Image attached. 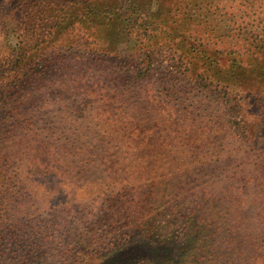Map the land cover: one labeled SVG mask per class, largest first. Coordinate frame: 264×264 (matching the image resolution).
<instances>
[{"label":"rangeland","instance_id":"374dc122","mask_svg":"<svg viewBox=\"0 0 264 264\" xmlns=\"http://www.w3.org/2000/svg\"><path fill=\"white\" fill-rule=\"evenodd\" d=\"M57 1L0 0V214L19 224L2 236V254L47 264L48 241L63 229L83 246L89 237L107 245L136 224L150 239L174 235L176 256L193 238L219 263L264 264L263 150L229 126L212 81L233 82L230 66L239 70L241 62L223 53L215 67L184 34L198 27L195 19L228 41L240 27L264 29V14L254 12L264 0L254 10L245 0L191 8L170 0ZM157 8L175 9L181 25L157 33L174 37L156 53L151 75L136 78L142 52L134 50L132 10L143 16ZM57 16L65 22L52 27ZM24 41L38 46L23 50ZM230 48L243 51L246 71L263 76L264 45L257 54L234 37Z\"/></svg>","mask_w":264,"mask_h":264},{"label":"trees","instance_id":"16d2710c","mask_svg":"<svg viewBox=\"0 0 264 264\" xmlns=\"http://www.w3.org/2000/svg\"><path fill=\"white\" fill-rule=\"evenodd\" d=\"M50 1L52 5H55L53 2H61L57 0ZM170 1L172 5L177 4L178 6L181 3L184 4V6L191 8L193 4L196 6L197 1L199 0ZM200 1L203 4L216 1L221 5L223 4V0H210L207 2H203V0ZM258 1L259 0H245V3L247 4L246 8L250 7L254 10ZM260 1L262 2V0ZM65 2L73 3L72 1ZM65 2H63L62 5L65 6ZM48 5L50 4H47V7ZM35 6L38 8L40 7V5ZM262 6H264V2H262ZM54 7L56 8L57 6ZM175 9L177 10V8ZM175 9H173L174 11L171 12L169 8H167V10H161L160 8H157L156 11L152 13L145 11L143 16H141V14L134 13L136 12L135 9L132 10L134 23L129 26V29L131 34H137V41L135 42L134 50L142 52L140 54L141 64L137 69V73L135 75L136 78H140L141 76L148 77L151 75L154 68V60H156V53H158L164 45L173 40L174 35L169 36L170 39H167V37H161L160 34L157 36V33L164 32L168 29V32L173 34L175 27H177V25H181L180 22H177V13L176 17L173 14ZM48 11L50 16H52L55 12L52 7L51 9L48 7ZM254 12H259V15H262L264 14V8ZM105 13L107 14H103V18L109 19V11ZM243 13L248 12L243 11ZM194 15L195 13H191L192 17H194ZM191 16L188 17V20H194L190 18ZM143 17H146L144 21H142ZM65 19L66 18L63 16L61 18L58 16L56 18L52 17V27L63 24ZM195 20V23H197L198 27L194 26L191 28L188 25L184 32V34L187 36V40H189L188 45L192 47L193 51L198 49L199 52L204 54V56L208 55L209 57H213L215 60L212 63L215 67L218 64L216 62L219 61V57H221L223 53H225L226 56L234 54V62H241L237 65L239 70L234 69L232 65L230 66L232 70V74L230 75L234 77L233 82H230L226 79L222 81L219 77H214L212 81L214 82V85L217 87L218 91L222 93V96H220L227 104L229 119H233L232 121L228 122L229 126L234 127L236 131L244 134L245 141L249 142L250 146H253L254 144L255 149L253 150H255L256 153L257 151L259 152L260 150H263L261 151V155H264V143H262L264 137V116L263 114H260V112L264 110V72L262 73L263 76H253L252 72L246 71L242 66V63L246 62L243 58V51L241 52L239 49L233 48L228 49L232 39L236 37V39L242 38L244 44L247 43L252 48H250L251 50H254L257 54L260 53L259 48L264 45V29H258L256 26L255 28L247 29L245 26H243L240 27L238 33L232 36V39L228 41L229 39L227 36H221L218 32L213 31L214 27H212V24L207 23L206 25L204 24V26H202L200 25L202 20ZM205 22L206 21L203 20V23ZM154 31H156V35L154 34ZM42 34L45 35V32L40 33V36H43ZM176 34H178V31ZM215 37H218L216 39V43L214 41ZM40 39H44V37H40ZM36 46H38V42L32 41L26 43L24 41L20 48L23 50H29ZM98 49L100 53L101 51H103V53H111L109 51L102 50V48ZM119 57L123 58L122 60H124V62L121 63H125L124 57L121 55H119ZM177 58L179 59V57ZM190 65L191 64L187 65L184 71L192 69V65ZM189 76L194 78L196 81H202V79L206 80V76L203 73L198 74L191 72ZM259 162L261 161L259 160ZM0 215L1 240L2 236L6 234V232L11 231L12 234L17 233L19 224L16 215L14 216L15 219L12 217L9 218L6 213L5 215ZM2 217L4 218L2 219ZM135 226V231L129 236L124 235L120 239H118V236L108 237L110 242H112L107 243V245L106 243L103 244V242L101 244H94L92 243V237H89L88 243L85 246L81 244L83 238L70 240L66 236V233L63 229L59 232V235L56 238H52L48 241L51 251L49 252L50 259L47 264H112V262L116 260L117 261L114 264H225V262L219 263L218 260L221 258L218 256V254L214 255L213 251H210L206 246L202 245L201 247H196L193 238H191L189 241L190 245L188 246H191V249H187L185 253H179L176 256V252H179L180 247H176V242L178 239L173 237L174 235L169 237V239L164 238L163 240H154L147 238L144 235L140 225L135 224ZM110 244H121V246H119L114 251ZM1 245L2 241H0V247ZM125 247L127 249H124ZM2 251L3 250L0 249V264H19L13 256H10L8 252L6 256V254H2ZM180 252H184V249H182ZM207 252H209L210 255ZM12 253H14V251ZM109 254H114L112 255L113 258L105 259L107 256H109ZM205 256L209 258V260L202 259ZM141 258H144V260ZM97 259L98 261H96Z\"/></svg>","mask_w":264,"mask_h":264}]
</instances>
